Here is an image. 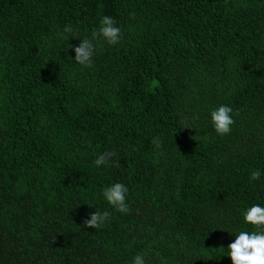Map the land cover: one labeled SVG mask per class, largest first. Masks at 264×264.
<instances>
[{"label":"trees","instance_id":"obj_1","mask_svg":"<svg viewBox=\"0 0 264 264\" xmlns=\"http://www.w3.org/2000/svg\"><path fill=\"white\" fill-rule=\"evenodd\" d=\"M104 15L121 40L83 67L72 46ZM220 105L234 120L223 136ZM106 150L118 167L95 166ZM115 182L125 214L101 195ZM253 204L264 0H0V264H231ZM95 209L109 218L88 228Z\"/></svg>","mask_w":264,"mask_h":264},{"label":"clouds","instance_id":"obj_2","mask_svg":"<svg viewBox=\"0 0 264 264\" xmlns=\"http://www.w3.org/2000/svg\"><path fill=\"white\" fill-rule=\"evenodd\" d=\"M70 30L69 27L64 29L65 32ZM120 40L121 29L116 26L111 16L104 15L100 20L99 28L92 33L90 39H81L78 45L72 46L75 53L73 61L83 67H91L92 58L99 47L103 44L116 45ZM232 111L228 105H220L210 111L211 125L217 135L223 136L230 133L234 123ZM153 143L159 148L158 139H154ZM110 162L117 167L119 166L115 151L106 150L98 153L93 161L98 169L107 166ZM261 175L259 169L251 171L249 182L259 180ZM128 192L129 189L125 184L115 182L105 187L101 195L113 209L125 214L129 211L126 202ZM109 215L107 211L95 209L94 212L88 214V219L84 221V224L88 228H100L104 226ZM242 216L244 223L251 226V230H237L235 239L227 245V251H224L223 255L230 258L231 264H264V205L253 204L242 212ZM226 231L229 234H234L230 230ZM220 249L224 250V248ZM130 264H146L145 256L143 254L135 255Z\"/></svg>","mask_w":264,"mask_h":264}]
</instances>
